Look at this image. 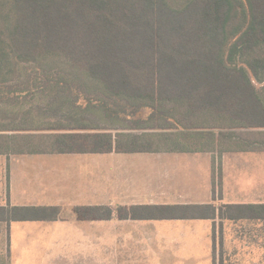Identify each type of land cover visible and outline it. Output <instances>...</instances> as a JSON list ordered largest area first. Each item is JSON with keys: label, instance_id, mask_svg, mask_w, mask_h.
I'll return each mask as SVG.
<instances>
[{"label": "trees", "instance_id": "16d2710c", "mask_svg": "<svg viewBox=\"0 0 264 264\" xmlns=\"http://www.w3.org/2000/svg\"><path fill=\"white\" fill-rule=\"evenodd\" d=\"M13 62L68 67L105 95L144 105L148 117L158 109L172 127L113 142L21 125V134L0 135L7 154L264 153V86L250 78L264 82V0H0V67ZM172 208L196 207L132 206L118 216L172 218L161 215ZM50 210L57 218L60 208ZM94 211L112 216L106 206L76 214ZM218 217L264 220V204L224 206Z\"/></svg>", "mask_w": 264, "mask_h": 264}, {"label": "crops", "instance_id": "0c3cea01", "mask_svg": "<svg viewBox=\"0 0 264 264\" xmlns=\"http://www.w3.org/2000/svg\"><path fill=\"white\" fill-rule=\"evenodd\" d=\"M2 117L0 112V135L22 133L17 131L21 125ZM82 125L60 133L109 134L113 142L119 134L87 131ZM231 154L254 153L113 150L13 155L2 149L0 264H264V239L237 237L241 230L263 227L264 220L218 217L224 206L264 204L263 198L242 187L234 191L229 186L227 193L228 178H217L226 159L221 158ZM200 157L205 159L204 176L195 166ZM233 179L242 181L241 176ZM103 206L111 209L110 219H98L97 211L88 217L76 214L78 208ZM132 206L196 208L161 214L172 218L120 219L118 209ZM209 206L215 209L214 217H200L210 213L200 208ZM56 207L57 218L50 210ZM217 229L222 237L215 236L221 234Z\"/></svg>", "mask_w": 264, "mask_h": 264}, {"label": "rangeland", "instance_id": "374dc122", "mask_svg": "<svg viewBox=\"0 0 264 264\" xmlns=\"http://www.w3.org/2000/svg\"><path fill=\"white\" fill-rule=\"evenodd\" d=\"M250 78L255 88L260 91L264 82L253 80L252 76ZM100 89L101 86L95 85L91 80L82 79L68 67L15 62L8 66L3 64L0 67V112L8 123L31 124L38 130H48L53 125H59L62 130L71 131L79 129V125L85 127L82 125L85 124L87 131L95 129L114 135L130 132L139 136L148 131H170L172 126L158 109H153L148 117V113L142 112L144 105L105 95ZM75 126L78 128H72ZM222 159H225L224 166L220 168L217 178H228L225 186L227 193L231 189L236 191L238 187H242L240 190L243 192L256 194V198L264 199V153L231 154ZM204 160L200 157L199 164H195L199 171L202 169L199 176H204ZM237 176L242 178L240 183L233 179ZM216 190L219 194L218 187ZM217 231L221 234L215 236L222 237V231ZM237 237L262 240L264 226L253 231L241 230Z\"/></svg>", "mask_w": 264, "mask_h": 264}]
</instances>
